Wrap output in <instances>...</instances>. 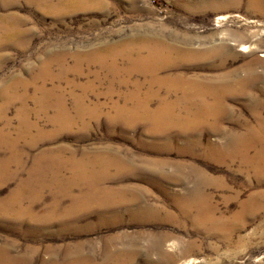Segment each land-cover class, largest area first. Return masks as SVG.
<instances>
[{
	"label": "rangeland",
	"instance_id": "obj_1",
	"mask_svg": "<svg viewBox=\"0 0 264 264\" xmlns=\"http://www.w3.org/2000/svg\"><path fill=\"white\" fill-rule=\"evenodd\" d=\"M235 40L255 48L242 51ZM223 42L229 50L192 55ZM137 50L162 67L129 70ZM260 54L264 0H0V211L17 198L12 213L0 212V259L264 264V167L224 151L255 113L264 119L263 81L245 94L224 91L246 76L249 59L264 60ZM262 70L256 62L254 71ZM218 75L228 82L211 81ZM198 86L223 92L200 97ZM183 88L191 93L179 104ZM163 98L171 117L196 98L210 115L179 128L138 108L154 110ZM122 107L136 115L120 114ZM55 198L58 214L71 211L66 217H45Z\"/></svg>",
	"mask_w": 264,
	"mask_h": 264
},
{
	"label": "bare ground",
	"instance_id": "obj_2",
	"mask_svg": "<svg viewBox=\"0 0 264 264\" xmlns=\"http://www.w3.org/2000/svg\"><path fill=\"white\" fill-rule=\"evenodd\" d=\"M250 2H254L255 0H249ZM261 2V1H260ZM50 8H51V6H49ZM54 8V7H53ZM63 9V8H62ZM57 12V11H56ZM58 13V12H57ZM238 42V44L241 46V48H240V50H242V51H251L252 49H254L255 47L254 46H245V44H242V43H240L238 40H235V41H233V43H231V44H235V43H237ZM142 47V46H141ZM229 46L227 45V43H225V42H223V43H221L219 46H217V47H213V48H210V49H208V50H205V51H200V52H194L192 55H195L196 57L197 56H214V55H217V54H220L221 52H224V51H227V50H229ZM152 50V49H151ZM151 50H150V52H151ZM159 50V49H158ZM124 51V50H123ZM126 51V50H125ZM133 51V50H132ZM138 51V50H137ZM139 51H141V50H139ZM139 51H138V53H136V56L134 55L133 57H131L130 58V63L128 64L129 66H128V69L130 70V69H132L133 70V67H148L149 69H147L146 70V72L148 71V70H153V69H155L156 67H158L159 68V66H160V64H161V62L160 61H157V59H156V57L154 56V55H152L151 53L149 54L148 53V55L146 54V55H143V54H141V53H139ZM136 52V51H135ZM147 52V51H146ZM149 52V51H148ZM158 52V51H157ZM168 52V51H167ZM126 53H127V51H126ZM134 53V52H133ZM132 53V54H133ZM159 53V52H158ZM90 54V53H89ZM131 54V53H130ZM156 54V53H155ZM160 54V53H159ZM158 54V55H159ZM88 55V54H87ZM165 54H163L162 53V56H164ZM91 56V55H90ZM103 56V55H102ZM114 56V55H113ZM131 56V55H130ZM160 56V55H159ZM161 56V57H162ZM260 56H262V57H264V54H260ZM88 57V56H87ZM158 58V57H157ZM160 58V57H159ZM127 59H128V57H127ZM165 59V58H164ZM166 59H167V57H166ZM61 60V59H60ZM122 60V59H121ZM159 60V59H158ZM77 61V60H76ZM105 61V60H104ZM256 62H260L261 64H262V67H263V70L260 72V73H256L255 71H254V67H255V65H256ZM116 63V62H115ZM173 63V62H172ZM101 64V63H100ZM181 65V64H180ZM114 66V65H113ZM246 76H244V77H241V78H237L236 80H232V83H228V86H227V88H225V90L224 91H228V92H231V93H235V94H245L246 92H248L249 90V88L250 87H254V85H255V83L258 81V80H261V81H263L264 82V60L263 61H258L257 60V58H256V56H254V57H252L251 59H249L247 62H246ZM78 67V66H77ZM160 67H162V66H160ZM144 68V69H145ZM152 68V69H151ZM61 69V68H60ZM115 69V68H114ZM125 69V68H124ZM156 70V69H155ZM154 70V71H155ZM117 71V70H116ZM142 71V70H141ZM144 71V70H143ZM231 73V72H230ZM138 75V74H137ZM132 76V75H131ZM159 76V75H158ZM158 76H157V78H158ZM184 76V75H183ZM230 76V75H229ZM149 77V76H148ZM155 77H156V75H155ZM161 77V76H160ZM164 77V76H163ZM157 78H156V80H157ZM162 78V77H161ZM217 78H219V79H217ZM217 78H210L211 79V81H224V80H226L227 82H228V79H224V77H222V76H220V75H218L217 76ZM148 79V78H147ZM155 79V78H154ZM164 79V78H163ZM162 80V79H161ZM113 81V80H112ZM138 81V80H137ZM185 81V80H184ZM144 82V81H143ZM187 82V81H186ZM168 83V82H167ZM172 83V82H171ZM122 84V83H121ZM152 84V83H151ZM160 84V83H159ZM211 84V83H210ZM212 85V84H211ZM210 85V86H211ZM154 86V85H153ZM215 86V85H214ZM39 87H41V86H39ZM216 87V86H215ZM220 87V86H219ZM207 88H208V86H207ZM264 88V87H263ZM216 89H218V88H210L209 87V89L208 90H205L203 87H200V86H198V89H196L195 90V94L198 96H200V97H202L203 95H204V93H215V94H220V92H223V91H220L219 89V91H217ZM44 90V89H43ZM168 90V89H167ZM42 91V90H41ZM180 93H182V97H181V99L179 100V104L180 103H182L183 101H186V100H184L186 97H187V95L189 94L188 92H190V90H188V89H186V88H183V89H180ZM51 92V91H50ZM53 92V91H52ZM177 92V91H176ZM47 91H44V94L45 95H47ZM191 93V92H190ZM59 94V93H58ZM176 94V93H175ZM42 95V94H41ZM49 95V94H48ZM47 95V96H48ZM60 95H62V94H60ZM125 95V94H124ZM147 95V94H146ZM168 95V94H167ZM166 95V96H167ZM212 95V94H211ZM166 96H164V97H166ZM169 96V95H168ZM213 96H214V94H213ZM18 97H20V96H18ZM37 97H39V96H37ZM51 97H52V95H51ZM58 97H60V96H58ZM58 97H56V99L58 98ZM74 97V96H73ZM16 98V97H15ZM21 98V97H20ZM54 98V97H53ZM52 98V99H53ZM77 98V97H76ZM75 98V99H76ZM147 98H148V96H147ZM146 98V99H147ZM174 98V97H173ZM184 98V99H183ZM36 99H38V98H36ZM45 99H46V97H45ZM61 99V98H60ZM80 99V98H79ZM78 99V100H79ZM194 99V98H193ZM193 99H191V100H193ZM197 99V98H196ZM196 99L194 100V101H192V104L191 105H193V106H195V107H198L199 105H201L198 101H196ZM20 100V99H19ZM41 102H39V103H41L42 104V100L41 99H39ZM77 100V99H76ZM81 100V99H80ZM141 100H142V98H141ZM144 100H145V98H144ZM175 100V99H174ZM173 100V101H174ZM215 100V99H214ZM217 100H218V98H217ZM24 101V100H23ZM34 101V100H33ZM58 101H60V100H58ZM62 101V100H61ZM134 101V100H133ZM137 101V100H136ZM147 101V100H146ZM222 101V100H221ZM38 102V101H37ZM48 102H50V101H48ZM48 102H46V103H48ZM52 102H53V100H52ZM75 102H78V101H75ZM175 102V101H174ZM217 102V101H216ZM21 103H22V101H21ZM36 103V102H35ZM43 103H45V102H43ZM59 103V102H58ZM142 103V102H141ZM143 103H145L146 104V102H144L143 101ZM142 103V104H143ZM159 103V102H158ZM161 104L159 105V107H155L156 109H154V110H151V109H149L148 108V104H146L147 105V107L145 106V107H141V106H143V105H141L140 106V104L139 103H137V104H139V106L140 107H138V108H140L141 109V111H142V113L143 112H145L144 114H146L145 116H148V117H150V119L152 120V121H154V122H161V123H165V124H167L168 122H176L178 125H177V127L179 126V128L181 127V128H183L184 126L185 127H187V126H189L190 124H199V123H202V120H205V118L208 116V115H210V114H205L204 112H202V106L203 105H201V107L200 108H197V110L196 109H192V106L191 105H189V106H187L186 105V107H185V110H186V113L184 114V115H176V114H174V113H172V112H174V111H172L171 113L175 116V117H171V115L169 114L170 113V109H168V106L170 107V104L168 103L167 104V102H166V100L163 98L162 100H161V102H160ZM191 103V102H190ZM202 103V102H201ZM204 103V102H203ZM215 103V102H214ZM50 104V103H49ZM135 104V103H134ZM174 104V103H173ZM177 104H178V102H177ZM178 104V105H179ZM205 104V103H204ZM8 105V104H7ZM40 105V104H39ZM61 105V104H60ZM84 105H85V103H84ZM157 105V106H158ZM174 105H176V102H175V104ZM216 105V104H215ZM53 106V105H52ZM64 106V105H63ZM77 106V105H76ZM82 106V105H81ZM80 106V107H81ZM87 106V105H86ZM114 106V105H113ZM126 106V105H125ZM172 106V105H171ZM204 106H206V105H204ZM27 107V106H26ZM47 107H48V105H47ZM58 107V106H57ZM85 107V106H84ZM112 107V106H111ZM118 107V106H117ZM132 107V106H131ZM136 107V108H137ZM183 107H184V105H183ZM3 108V107H2ZM49 108V107H48ZM75 108H77V107H75ZM87 108V107H86ZM89 108V107H88ZM116 108V107H115ZM129 108H130V106H129ZM128 107H122V108H117L116 110H118V112L120 113V114H123L124 115V113H127V114H130V115H136V111L135 112H131V110L129 109ZM24 109V108H23ZM42 109V108H41ZM60 109V108H59ZM66 109V108H65ZM82 110H83V108H81ZM132 109V108H131ZM211 109V108H210ZM55 110V109H54ZM81 110V111H82ZM134 110V109H133ZM194 110H196V111H194ZM205 110V109H204ZM74 111V110H73ZM77 111V110H76ZM88 110H86V112H87ZM24 112V111H23ZM58 112V111H57ZM60 112V111H59ZM91 112V111H90ZM55 113V112H54ZM83 113V112H82ZM93 113H94V111H93ZM60 114H62V113H60ZM76 114H77V112H76ZM80 114V113H79ZM79 114H77V115H79ZM89 114V113H88ZM143 114V115H144ZM178 114V113H177ZM28 115V114H27ZM70 115V114H69ZM140 115V114H139ZM168 115V116H167ZM49 116V115H48ZM58 116V115H57ZM121 116V115H120ZM128 116V115H127ZM141 116V115H140ZM164 116H167V121H166V117L164 118ZM25 117V116H24ZM51 117V116H50ZM53 117H55V118H57L56 116H54L53 115ZM72 117V116H71ZM124 117H126V116H124ZM129 117V116H128ZM143 117V119H144V116H142ZM22 118V117H21ZM54 118V119H55ZM59 118V117H58ZM62 118V117H61ZM68 118V117H67ZM78 118V117H77ZM92 118V117H91ZM93 118H95V117H93ZM254 118H255V122L254 123H249V122H246L245 124H244V127H245V132H244V134L242 135V136H239V137H237V134L235 135V133H233L232 135H231V137L229 138V141H228V145L226 146V149L224 150V151H226L227 153H232V154H234V151H235V154L236 155H238V157L240 156V159H241V161L242 162H249V163H252V164H254V168L257 170V171H259L262 167H264V140H263V134H264V128L262 129V127H261V125H263V123H264V119H262V118H260V116H259V114H257V113H255L254 114ZM19 119V118H18ZM50 119H52V118H50ZM53 119V120H54ZM63 119V118H62ZM74 119V118H73ZM73 119H67V120H65V121H68V120H71V121H69V122H72V120ZM117 119V118H116ZM121 119V118H120ZM119 119V120H120ZM261 119L263 120V123L261 124ZM53 120H52V122H53ZM56 120V119H55ZM54 120V121H55ZM58 120V119H57ZM115 120V119H114ZM122 120V119H121ZM120 120V121H121ZM125 120H126V118H125ZM20 121V120H19ZM36 121V120H35ZM48 121H49V118H48ZM149 122H150V120H148ZM151 121V122H152ZM25 122V121H24ZM43 122V121H42ZM50 122V121H49ZM57 122V121H56ZM85 122V121H84ZM122 122V121H121ZM25 123H27V121L25 122ZM32 123V122H31ZM125 123V122H124ZM153 123V122H152ZM29 124V123H28ZM28 124H26V125H28ZM34 124V123H33ZM32 124V125H33ZM36 124V123H35ZM34 124V125H35ZM45 124H46V122H45ZM72 124V123H71ZM154 124V123H153ZM168 124H170V123H168ZM7 125V124H6ZM25 125V126H26ZM38 125V124H37ZM157 125V124H156ZM176 125V124H175ZM30 126V125H29ZM160 126V125H159ZM168 126V125H167ZM170 126V125H169ZM171 126H173V124L171 125ZM191 126V125H190ZM21 127V126H20ZM35 127V126H34ZM29 128V127H28ZM39 128V127H38ZM38 128H37V130H38ZM26 131H27V129H26ZM37 137V136H36ZM7 138V137H6ZM11 138V137H10ZM40 138V137H39ZM225 138H227V137H225ZM14 139V138H13ZM35 139V138H34ZM37 139V138H36ZM23 140V139H22ZM227 140V139H226ZM225 140V141H226ZM10 145H12L11 143H10ZM15 146H16V144H15ZM210 147V150H212V151H214L215 150V148H216V145L215 144H210L209 145ZM13 147V146H12ZM19 147V146H18ZM10 148V147H9ZM16 148V147H15ZM12 149V148H11ZM65 149V148H64ZM218 149V148H217ZM216 149V150H217ZM222 150V149H221ZM17 151V150H16ZM218 151V150H217ZM62 152V151H61ZM222 152V151H221ZM212 153V152H211ZM51 154V153H50ZM50 154L49 155H47L46 156V158L47 157H49L50 156ZM54 154V153H53ZM70 154V153H69ZM76 154V153H75ZM98 154V153H97ZM232 154H231V156H232ZM226 155H228V154H226ZM54 156L56 157V154H54ZM230 156V157H231ZM43 157V156H42ZM113 157V156H112ZM40 158V157H39ZM45 157H44V159H46ZM58 158H59V156H58ZM63 158V157H62ZM76 158V157H75ZM9 159V158H8ZM43 159V160H44ZM57 159V158H56ZM55 159V160H56ZM72 159V158H71ZM11 160V159H10ZM36 160H38V157H37V159ZM35 160V161H36ZM52 160V159H51ZM59 160L60 159H57L56 161H58L59 162ZM63 160V159H62ZM82 160V159H81ZM40 161V160H39ZM45 161V160H44ZM43 161V162H44ZM71 161V160H70ZM92 161V160H91ZM104 161V160H103ZM7 162V161H6ZM42 162V161H41ZM43 162H42V164H43ZM66 162H67V160H66ZM73 162V161H72ZM75 162V161H74ZM78 162V161H77ZM76 162V163H77ZM81 162V161H80ZM95 162V161H94ZM5 163V162H4ZM8 163V162H7ZM35 163V162H34ZM39 163V162H38ZM47 163H48V161H47ZM54 163V162H53ZM71 163V162H70ZM76 163H74V164H76ZM79 163V162H78ZM82 163V162H81ZM41 164V163H40ZM42 164L40 165V166H42ZM51 164V163H50ZM60 164H61V162H60ZM59 164V165H60ZM63 164V163H62ZM66 164V163H65ZM64 164V165H65ZM73 164V165H74ZM80 164V163H79ZM102 164V163H101ZM246 164V163H245ZM35 165V164H34ZM36 165H37V163H36ZM45 165H47L46 163H45ZM49 165V164H48ZM55 165V164H54ZM56 165H58L57 163H56ZM69 165V164H68ZM72 165V166H73ZM77 165V164H76ZM81 165V168H82V164H80ZM108 165V164H107ZM111 165V164H110ZM51 166V165H50ZM33 167V166H32ZM47 167V166H46ZM55 167V166H54ZM58 167H60V166H58ZM70 168H71V166H69ZM76 167V166H75ZM78 167L80 168V166L78 165ZM6 168V167H5ZM37 168V167H36ZM41 168V167H40ZM45 168V167H44ZM56 168V167H55ZM61 168H64V167H61ZM78 168V169H79ZM80 168V169H81ZM116 168V167H115ZM253 168V169H254ZM76 169V168H75ZM85 169L87 170V171H89V172H91V175H92V171H93V173H94V167L92 166V167H90V168H88V167H85ZM34 170V169H33ZM42 170V169H41ZM44 170V169H43ZM45 170H46V168H45ZM52 170V169H51ZM53 170H55V169H53ZM59 170V169H58ZM58 170H57V172H58ZM69 170V169H68ZM72 170V169H71ZM31 171V170H30ZM40 171V170H39ZM47 171H49L48 169H47ZM37 172V171H36ZM45 172V171H44ZM43 172V173H44ZM60 172V171H59ZM58 172V173H59ZM72 172V171H71ZM39 173V172H38ZM42 173V174H43ZM53 173V172H52ZM57 173V174H58ZM80 173V172H79ZM103 173V172H102ZM31 174V176H33V172H31L30 173ZM54 174V173H53ZM61 174V173H60ZM73 174V173H72ZM52 175V174H51ZM50 175V176H51ZM55 175V174H54ZM53 175V176H54ZM74 175V174H73ZM81 175H82V172H81ZM80 175V176H81ZM36 176H38L39 177V175H36ZM43 176V175H42ZM72 176V175H71ZM33 177H35V176H33ZM58 179H59V176H56ZM79 177V176H78ZM27 178V177H26ZM46 178V177H45ZM52 178V177H51ZM55 178V177H54ZM53 178V179H54ZM75 178H77L76 176H75ZM82 178V177H81ZM31 179V178H30ZM33 179V178H32ZM52 179V180H53ZM57 179V180H58ZM73 179V178H72ZM71 179V180H72ZM78 179V178H77ZM51 180V179H50ZM61 180V179H60ZM59 180V181H60ZM68 180H70V179H68ZM80 180V179H79ZM28 181H29V179H28ZM32 181V180H31ZM63 181V180H62ZM67 181V180H66ZM73 181H74V179H73ZM81 181V180H80ZM85 181V180H84ZM92 181V180H91ZM34 182V181H33ZM32 182V183H33ZM46 182H48V181H46ZM52 182H54V181H52ZM76 182V181H75ZM83 182V181H82ZM81 182V183H82ZM49 183V182H48ZM47 183V184H48ZM61 183V186L63 187V186H65L64 184H65V182L63 181V182H60ZM80 183V182H79ZM20 184V183H19ZM21 184H23V183H21ZM21 184H20V187H21ZM28 184H31V183H27V182H25L24 183V185H28ZM36 184V183H35ZM35 184H32V185H35ZM38 184V183H37ZM68 184V183H67ZM87 184V183H86ZM89 184H90V182H89ZM39 185V184H38ZM37 185V186H38ZM42 185V184H41ZM60 185V184H59ZM58 185V186H59ZM85 185V184H84ZM25 186V187H26ZM40 186V185H39ZM38 186V187H39ZM48 186V185H47ZM54 186H56L57 187V185H54ZM73 186V185H72ZM81 186H83L82 184H81ZM80 186V187H81ZM97 186V185H96ZM46 187V186H45ZM60 187V186H59ZM68 187V186H67ZM70 187V186H69ZM78 188H79V185L77 186ZM84 187V186H83ZM90 187H93V186H90ZM100 187V186H99ZM61 188V187H60ZM71 188V187H70ZM64 189V188H63ZM69 189V188H68ZM53 190V189H52ZM58 190V189H57ZM61 190H62V188H61ZM93 190H94V188H93ZM105 190V189H104ZM35 191V190H34ZM54 191V190H53ZM68 191V190H67ZM81 191V190H80ZM60 192V191H59ZM64 192H66V188H65V191ZM34 193V192H33ZM83 193V192H82ZM85 193V192H84ZM93 193V192H92ZM95 193V192H94ZM36 194V193H35ZM40 194V193H39ZM54 194V193H53ZM64 194V193H63ZM69 194V193H68ZM102 194V193H101ZM23 195V194H22ZM86 195H87V193H86ZM89 195V194H88ZM34 196V195H33ZM58 196H59V194H58ZM31 197V196H30ZM62 197V196H61ZM39 198H40V195H39ZM80 198V197H79ZM85 198V197H84ZM87 198V197H86ZM95 198V197H94ZM7 199V198H6ZM17 199V198H16ZM16 199L14 200V199H10V201H8V202H6V203H1V204H3L2 205V213L3 214H10V213H12V211H11V205H10V203L11 202H15L16 201ZM38 199V198H37ZM53 199V198H52ZM9 200V199H8ZM32 200V199H31ZM61 200H62V198H55L54 199V201L53 202H51V204L52 205H50L51 206V210H49L47 213H46V216L43 214V216H45L46 218H56V219H59V218H64V217H66L67 216V214H69V213H62V214H58V212H57V209H58V205L61 203ZM75 200V199H74ZM84 200V199H83ZM82 200V201H83ZM86 200H88V199H86ZM33 202V201H32ZM78 202V201H77ZM85 202V201H84ZM19 203V202H18ZM28 204V203H27ZM35 204V203H34ZM77 204V203H76ZM199 204H200V202H199ZM85 205V204H84ZM201 206V205H200ZM49 207V206H48ZM73 207V206H72ZM46 209H48V208H46ZM50 209V208H49ZM84 209V208H83ZM82 209V210H83ZM86 209V208H85ZM12 210H13V208H12ZM72 210V209H71ZM0 211V212H1ZM22 211H24V212H22ZM30 210L29 209H21L20 211H18L19 212V214H22V213H25V214H27L28 213V215H30V217H34L30 212H29ZM35 211V210H34ZM13 212H14V210H13ZM68 212V211H67ZM16 213V212H15ZM15 213H13V214H15ZM2 214V215H3ZM18 215V214H17ZM59 217V218H58ZM4 218V217H3ZM14 218H16V217H14ZM37 218V217H36ZM39 218V217H38ZM37 218V219H38ZM209 218V217H208ZM19 219V218H18ZM43 220H44V218H43ZM61 220V219H60ZM213 220V219H212ZM217 220V219H216ZM217 221H219V220H217ZM216 221V222H217ZM46 222V221H45ZM215 222V223H216ZM35 223V222H34ZM66 225V224H65ZM63 226V225H62ZM218 226V225H217ZM12 252V251H11ZM106 252V251H105ZM5 253L3 252V255H4ZM7 255H9L8 253H7ZM5 256V255H4ZM10 256H12V255H10ZM65 256V255H64ZM56 258V257H55ZM92 258V257H91ZM95 259V258H94ZM64 261V260H63ZM81 261V260H80ZM29 262V261H28ZM69 262V261H68ZM111 263V262H110ZM0 264H12L8 259H6V256L5 257H3V258H1L0 259ZM43 264V263H42ZM44 264H55V263H53V262H50V260L49 261H46V262H44ZM60 264H62V263H60ZM66 264V263H65ZM68 264V263H67ZM77 264V263H76ZM120 264V263H119Z\"/></svg>",
	"mask_w": 264,
	"mask_h": 264
}]
</instances>
